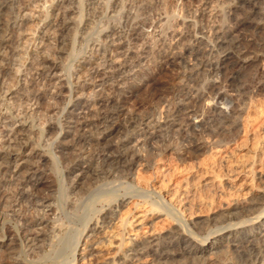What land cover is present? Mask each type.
<instances>
[{
  "label": "rangeland",
  "instance_id": "374dc122",
  "mask_svg": "<svg viewBox=\"0 0 264 264\" xmlns=\"http://www.w3.org/2000/svg\"><path fill=\"white\" fill-rule=\"evenodd\" d=\"M11 1L10 9L3 11L1 17L12 31H9L7 47L1 52L0 59V191L2 192V195L0 192V201L2 200L0 213L8 214L12 193L20 189L23 180L34 173H47L51 176V182L53 180L52 183L55 186L53 189L55 211L52 212L47 205L39 206L36 212H31L33 217L35 216L40 222H49L45 244L51 247H46L44 244L40 252L24 255L18 243L17 227L11 224L13 230L8 234L15 241L12 244L7 243L8 245L0 246V264H18L15 261L27 263L28 260L33 261L34 264H73L74 261L76 262L74 264H92L89 258H82L80 255L85 248L82 245L86 243L85 236L79 245L76 241L85 219L86 221L91 220L90 225H93L106 215L110 217V221L114 219V216L116 218L121 214L130 218L135 201L127 207H121V212H111L115 209L114 199L125 196L139 198L144 202L147 201L148 206L149 204L154 205L166 211L165 205L161 204L158 193L151 184L157 189H162L166 184V186H171L172 190H197L193 193L194 195H191L192 200L209 196L215 203L217 202L218 208L209 209V211L203 207L195 211L196 214L192 219L199 222V228L193 230L195 231L194 234L192 233L193 236L189 232L178 229L173 222L171 225L161 222L153 225L155 238L158 240L152 246L146 244L152 247V250L138 257L141 262L159 264L155 260L156 254L179 237L173 234L174 232H178L187 241L192 239L191 243L195 246L205 244V248L209 246L212 248L203 261H192V257L181 256L169 261V264H194L195 262V264H224L235 249L230 247L226 239L216 241L222 236L227 238L230 231L234 230L238 238L244 237L245 241L249 238L255 244L264 241V224L260 230L256 223L253 224L245 218L247 221L244 224L227 228L228 222H224L225 219L219 216L224 211V204L236 198L252 196V192L245 186L244 171H249L251 167L248 166H252L253 163L255 177L253 176L252 185L254 190L258 191L264 205V178H260L259 175L262 169L264 170V114L261 115L259 111V119L248 129L247 125L246 129L244 128L242 121L246 116L243 110L248 105H256L258 110H264V91H259L260 86L264 84V0H257L258 5L256 1L254 7L236 13L234 10L244 9L241 7V0H99L98 8L100 9L91 19L88 18L85 10L79 9L78 0ZM55 4H59L60 7L56 14L52 15L50 10ZM114 5L115 7L117 5L115 11L112 8ZM144 8H147V11ZM126 15L129 17L132 15V18L130 17L131 26L143 27V37L140 43L135 44L128 40L127 35L130 31L123 28ZM88 19L91 21L86 32L82 28ZM247 21L249 28L240 30L234 38L241 47L248 46L249 42H257V45L261 46L259 54L257 53L259 59L257 61L248 59V62L229 72V75L237 74L233 86H230L228 82L225 83L223 78L221 79L212 72L209 67L193 69L190 65L176 69L172 73L174 79L172 78L170 83L166 84L168 88L171 87V90L172 88L175 91L186 89V92L190 90L194 94H204L211 82L212 84L218 82L217 84L221 85H219L220 91L225 94L237 95L243 90L242 92L247 96L245 95L244 101L235 103L236 114L232 120L237 121V128L232 132L223 129V132L220 130L221 125H218L219 131L217 127L209 123L216 116L212 112L216 101L213 97L210 99L206 97L197 104L199 116L201 115L202 119L205 118L203 120L205 129L200 133L199 138H195L205 148L198 160L200 162L185 161L184 163L179 155L182 142L178 133L166 142L159 138L139 143V138L138 140L136 138L132 144L135 150V160L127 167L126 173L119 179H102L100 182H97V179L89 173L80 182L79 187L72 192L71 201L74 207L70 209L69 202L66 201L70 184L67 181L68 173L57 157V153L60 148L66 149L68 154L75 153L72 135L63 143L61 142L65 135L72 134L75 121L64 124V116L67 110L77 102L86 103L91 106L90 111H95L92 104L102 96L109 95L108 92L115 85L114 81H109L107 84L91 81V75L96 71L111 74L132 54L142 55L140 68L144 67L143 70L148 71L155 68L163 56L171 53H185L193 45V41H201V48L205 49L207 55L209 54V60L218 61L224 55V50L215 47L217 37L225 31L237 28L241 23H248ZM111 28L119 32L110 35ZM105 34H109L110 37L105 42H101ZM123 36L125 37L124 48L117 51L116 47L119 42H116V39ZM106 45L109 51L107 55L105 54L107 58H104L100 54V49ZM143 45L146 51L140 54ZM113 48L115 51H112ZM253 56L254 54L251 57ZM42 60L58 66L59 71L52 75L44 74V72L42 74V68L38 67ZM128 81L130 83L139 82L138 79ZM22 89H28L30 92L23 94ZM57 90H63L62 104H56L51 99ZM44 92L47 93V98L43 106L37 107L30 102L29 94ZM168 103L169 99H165L158 107L160 116L168 109ZM251 114L256 116L254 113ZM49 126H55L56 132L51 137L52 139L48 140L46 129ZM212 128L214 133H212ZM132 130H129L126 135L111 136L109 143L116 144L120 137L129 136L130 133L132 136ZM149 131L153 132L151 129ZM34 154L47 157L49 162L38 171H28ZM12 158L13 161L7 170L5 168L7 165L4 163L11 161L9 159ZM54 162L56 165L53 168ZM18 170L19 173L13 177L12 172ZM237 173L241 175L234 179ZM209 176L217 177L221 182L220 185H206ZM233 176V185L229 186L226 179ZM140 184H148L149 189L140 187ZM60 185L66 191L64 197L59 193ZM60 202L62 205L59 204ZM32 215L29 216V220L33 219ZM260 217L263 219L264 212ZM106 226L108 229L111 226L109 219ZM112 228L116 230L114 226H111ZM55 230L62 231L56 233ZM211 230L219 231L215 235L208 236ZM37 231L35 229V232ZM0 233H2L1 236L5 235L3 231ZM251 233L257 234V237L252 236L251 238L248 235ZM70 239L73 241L74 248L78 245L75 256H72V251H68ZM117 260L122 262L121 257Z\"/></svg>",
  "mask_w": 264,
  "mask_h": 264
},
{
  "label": "bare ground",
  "instance_id": "6f19581e",
  "mask_svg": "<svg viewBox=\"0 0 264 264\" xmlns=\"http://www.w3.org/2000/svg\"><path fill=\"white\" fill-rule=\"evenodd\" d=\"M84 1L83 3L82 0H78L79 9L81 11L85 10L88 18L91 19V17H95V14H97V11L100 9L98 8L99 0ZM256 1L257 0H241L240 4L244 9L242 10L238 8L234 10V12H242L245 11V9H250L256 5ZM258 1L257 5L259 4ZM11 3V0H0V59L1 52L7 47V42L9 40L8 36H10V32L12 31L11 27L9 28V25L4 22L1 17L3 16V11L10 9V6L12 5ZM59 7V4L53 5L51 7L50 13L55 15L56 11L59 10ZM116 7L115 5L112 6L114 11ZM104 9L105 8H103V10ZM144 10L147 11V8H144ZM130 17L132 18V15ZM130 17L129 15H126L123 28H126L130 31L127 35L129 41H132L135 44L140 43L143 37V27L141 28L131 26ZM90 19L86 20L84 28H82L86 32L90 27ZM245 20H243V22ZM248 24L249 22H245L243 24L241 23L237 28L225 31L221 36L217 37L215 47L217 49L224 50V55L215 62L209 60V54L207 55L205 49L203 50L201 48V41H193V45L188 48L187 51L184 50V52L186 51L185 53H171L169 55L163 56L161 61L159 60L160 62L157 63V66L148 71L143 70L144 67H142V69L140 68L143 59V57L141 58L142 55L140 56L139 54H132L127 57L128 59L126 61L124 60L125 62H123L121 66L119 65L118 69H114L111 74L109 73L107 75L105 73L103 74L96 71L91 75V81H100L102 84H107L109 81H114L115 85H113L109 91L110 93L108 92L109 95L102 96L99 100L92 104V108H95V111H90V105L83 102H77L67 110L64 116V124H67L69 121H75L72 134L65 135L61 139V142L63 143V141L72 135L74 143L73 149L75 153L68 154L66 149L61 148L57 153V157H59L61 164L68 173L67 181L70 184L67 190L68 193L66 201L69 202L68 205L70 209L71 207H74L73 201H71L72 192L79 187L80 182L89 173H91L93 177L97 179V182H100L102 179H119V177L121 178V176L126 173L125 171L127 167L135 160V150L132 144L133 140L136 138L137 140L139 138V143L151 140L153 141L154 139L159 138L166 142L170 141L172 136H175V134L178 133L182 142V147L179 149V155H181V159L184 161V163L187 161L196 163V161L200 160L205 148L202 144L197 142L195 138H199L201 135L200 133H202L205 129V122L203 124V120L205 118L202 119L200 117L201 115L199 116L197 104H199L206 97H208L207 99L213 97V99L216 101L212 108V112H214L216 116H214V118L210 120L209 123H212L214 127H217V130H219L218 125H221L222 127L220 130L224 129L227 131L226 129H228L230 132L237 128V121L235 122L232 120L236 114L235 103L244 101L247 96L246 93L244 94L242 92L243 90L237 95H229L220 91V84L218 85V82L213 84L211 82L204 94H194L190 90H187L186 92V89L175 91L173 90L174 88H172L171 90V87L168 88L166 84L170 83L174 76L172 73L176 69H180L184 66L188 67L190 65L193 67V69L209 67L212 72L216 73L221 79L223 78L225 83L228 82L230 86H233V83L236 79L235 75L237 74L233 73L232 75H229V72L236 70L237 67L248 62V59L254 61L259 59L257 53L260 51L259 48L261 46L259 47L256 41V43L249 42L248 46L241 47L239 42H237L234 38V36L240 30L249 28ZM141 26H145V24H141ZM118 32L117 29L111 28L110 35H115ZM110 35L105 34L102 39L100 38L101 42H105L110 37ZM176 36L178 35L176 34ZM124 38L125 37L123 36L116 39V42H119L117 43L118 45L116 47L117 51L124 48ZM180 39L182 40L181 36ZM61 43H63V41ZM144 46L145 45H143V48L141 47L142 50L140 54L146 51ZM113 49L112 51H115V48ZM100 50V54L105 58V54H108L109 47L106 45ZM96 52H98V50ZM252 54H254L253 57H251ZM38 67L42 68V74L44 72V74L52 75L59 71L58 66L49 63L46 60H42ZM130 79H138L139 82L137 81L138 83H130L128 81ZM21 91L23 94L30 92L28 89H22ZM259 91H264V84L260 86ZM62 94L63 90H57V93L51 97L52 101L54 100L56 104H62ZM29 95L30 102H32L37 107L43 106L47 98L46 92ZM165 99H169L167 106L168 109L165 112H162L163 109H161L162 114L160 116L157 109ZM229 103H231V105ZM258 109L259 108H257L256 105L254 106L252 104L248 105L246 109L244 108L243 111L246 115L242 120L244 123V128L246 125L247 129L249 126L251 128L254 125L253 124L251 126V124L257 122L260 116L258 114L259 111H261V115L264 114L263 109ZM251 113L256 114V116L252 115ZM131 129H133L132 136H130V133L129 136L120 137V140L116 144L109 143L111 136L119 134L126 135ZM149 129L153 130V132L150 133ZM55 132V126L47 127L46 138L49 140L51 137H53ZM212 133H214L213 128ZM9 160L11 161H5L4 163L7 165V167H5L7 170L13 161V158ZM47 162H49L47 157L41 156L40 154H34L31 158V162L29 163L28 171H38L42 169L43 166L47 164ZM55 162L53 163V168L54 165H56ZM253 166L254 163L252 166H248L249 168L251 167L249 171L245 170L246 173L244 171L245 181L243 180L246 183L244 184L247 189L252 192V196L243 198L240 197L231 200V202L224 204V211L219 214V216L225 219L224 222H228H226L227 224L225 223L227 228H234V226L241 225L242 223L244 224L247 220L251 221L253 224L256 223V226L260 230L261 226L264 224V217L263 219L260 217L264 212V205L261 201V198L259 197L258 191L254 190L252 185L253 176L255 175ZM18 173L19 170L17 172H12V176L15 177ZM240 175L241 174L236 175L235 178L234 176L228 177L226 179V183L229 186L233 185V180L237 179ZM259 175L260 178H264L263 169ZM51 179V176L47 173H34V175H31L23 180L20 189H17L12 193L10 197L11 202L8 207L10 208V213L8 212V214L3 215L0 213V231L5 233L3 236L0 235V246L8 245L7 243L12 244L15 241L14 238H11V236L8 234L13 230L11 228V224H15L18 232V243H20V248L23 250L22 252L24 255L28 256L29 253L32 254L39 250L41 251L47 241L48 236L46 229L49 228V222H40V220L36 219L35 216L33 217L31 212H36L37 207L39 206L47 205L51 208L52 212L55 211V207L53 205V201L55 200L53 189H55V186L52 183L53 180L51 182ZM220 183L221 182L217 177L215 178L214 176H209L206 185L213 186L218 184L220 185ZM244 184L242 186H244ZM151 185L155 191H157L156 193H158V198L161 201V204L165 205L166 211L160 209L159 207L157 208L154 205L150 206L149 204L148 206V203H146L147 201L144 202L141 199L133 196H125L122 198L117 197V199H114L113 202L115 209H112L111 212H121V207H127L129 204L135 201L131 210L132 216L128 218V216H124L120 213L121 215H118L116 218L114 216V219H111L110 221V217L106 215L93 225H90L91 220L86 221L85 219L81 233L79 234L78 239H76L78 245L80 244L83 236H85L86 239V243L82 244L85 246V248L82 250L83 252L80 254L82 258H89L88 260L92 264H148L146 262H141L138 257L145 255L146 253L148 254V252L152 250V247L147 246L146 244H150L152 246V244L158 240V238H155V230L152 228L153 225L157 224L158 222L171 225L173 222L175 226H177L178 229L182 230L183 232L194 234L195 231L193 230L199 228V222L197 223L192 219L196 214L195 211H198L203 207L207 208L208 210L218 208L217 202L215 203V201L212 198L210 199L209 196L208 198L206 196L202 197V199L192 200L191 195L197 190H172L171 186H166V184L162 189H157L155 188V185ZM147 186L148 184H140V187L144 189L148 188ZM58 190H60L59 193L61 196H66V191L63 189L62 185L59 186ZM4 192L5 191H3V193ZM59 204L62 205V202ZM1 205L2 204L0 203V211L2 208ZM30 213L33 217L32 220H29V216L31 217ZM108 219L109 224L114 226L116 230H113V228L111 229V226L109 229L107 226L105 227ZM260 219H262V221L259 222ZM35 229L38 231L35 232ZM217 229L221 228L217 227ZM55 231L56 233H60L62 230ZM218 231L219 230L209 232L208 236L215 235V233ZM173 234H176L179 237L175 238V241L172 240L173 242H170L167 247L165 246L166 248H164L163 251H157V258H155V260H157L159 264H169V261L175 260L177 257L181 256L189 258L192 257V261H203L208 252L211 251L212 246H209L208 248H205V244L201 246H195L191 243L192 239L191 241H187L183 239V236L181 237L178 232H174ZM248 235L251 238L252 236L254 238L257 237V234L255 233ZM229 236L227 238L222 236L216 241L218 242L220 240L226 239L229 245H231L230 247H234L235 249L232 254L227 257L224 264H264V241L260 244H255L252 240H250V238L246 239L245 241L244 237L238 238V234H235V230L230 231ZM71 239L69 240L70 247H68V251H72V256H75L78 245L76 248H74L73 241H71ZM101 240L102 242H100ZM48 246L51 247V245ZM120 257L122 262H119V259V261L117 260V258ZM15 262L18 264H34L33 261L29 260L27 263L23 261ZM74 263L76 262L74 261Z\"/></svg>",
  "mask_w": 264,
  "mask_h": 264
}]
</instances>
